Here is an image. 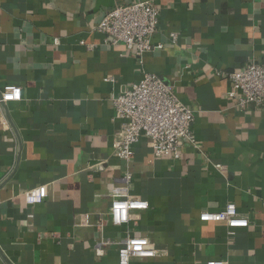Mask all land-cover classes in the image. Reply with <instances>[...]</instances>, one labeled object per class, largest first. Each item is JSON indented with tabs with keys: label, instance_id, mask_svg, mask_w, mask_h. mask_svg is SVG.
<instances>
[{
	"label": "crops",
	"instance_id": "obj_1",
	"mask_svg": "<svg viewBox=\"0 0 264 264\" xmlns=\"http://www.w3.org/2000/svg\"><path fill=\"white\" fill-rule=\"evenodd\" d=\"M144 1L158 11L151 42L162 50L104 45V13ZM249 62L264 65V0H0V92L20 94L0 106V264H117L112 242L128 231L155 251L130 264H264V109H232L230 84L213 75ZM143 73L195 112L200 151L156 159L141 139L130 162L112 156L121 121L111 99ZM101 159L105 172L86 170ZM125 172V193L149 207L116 227L106 213ZM34 187L43 201L31 210L24 193ZM228 203L247 224L201 220Z\"/></svg>",
	"mask_w": 264,
	"mask_h": 264
},
{
	"label": "built area",
	"instance_id": "obj_2",
	"mask_svg": "<svg viewBox=\"0 0 264 264\" xmlns=\"http://www.w3.org/2000/svg\"><path fill=\"white\" fill-rule=\"evenodd\" d=\"M159 21L158 11L152 1L126 3L115 5L104 13L101 21L95 27V32L105 36L104 45H123L127 51H132L141 57L145 53L162 50L163 45H153L152 37L157 31ZM170 42L176 44L178 36L171 34ZM59 45V40H53ZM88 50L97 48L87 46ZM215 77L224 79L230 84L226 100L231 108L239 112H249L251 109H264V65L249 62L238 72L225 73L214 70ZM109 77L105 82H113ZM20 100L18 88H5L0 92V106ZM116 120L121 121V127L113 141L112 156L124 163L130 162L133 146L141 139L145 140L151 149L153 157L161 159L172 156L178 159L181 150L191 147L199 150L198 141L192 131L195 112L182 104L175 96L173 88L165 84L159 77L151 73H143L140 81L130 89L121 90L111 99ZM219 171L223 166L214 165ZM109 162L101 159L95 164H89L86 170L91 174L105 172ZM131 173L125 172L121 181L123 188L114 189L111 202L106 213L112 225L127 226L137 221L141 213L149 205L142 200H133L125 193L131 181ZM24 201L31 210L43 201L41 187H34L24 193ZM103 216V214H101ZM33 213L27 215L28 223L33 221ZM201 220L212 223H224L227 226L247 224V219L238 214L236 207L228 203L218 212H204ZM101 223L99 227H101ZM100 243L106 244L100 239ZM116 247L117 264H130L136 258H153L155 251L150 248L146 236L128 231L126 236L112 242ZM108 244V243H107ZM103 255L101 250L96 256ZM207 264H227L224 261H211Z\"/></svg>",
	"mask_w": 264,
	"mask_h": 264
}]
</instances>
